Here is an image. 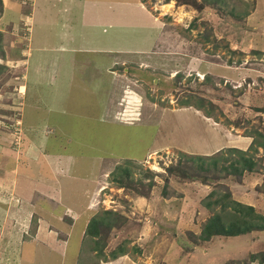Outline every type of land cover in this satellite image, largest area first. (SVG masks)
<instances>
[{
  "label": "rangeland",
  "instance_id": "rangeland-1",
  "mask_svg": "<svg viewBox=\"0 0 264 264\" xmlns=\"http://www.w3.org/2000/svg\"><path fill=\"white\" fill-rule=\"evenodd\" d=\"M261 136L264 0H0V264H184L226 190L264 216ZM211 240L191 262L264 261Z\"/></svg>",
  "mask_w": 264,
  "mask_h": 264
},
{
  "label": "trees",
  "instance_id": "trees-1",
  "mask_svg": "<svg viewBox=\"0 0 264 264\" xmlns=\"http://www.w3.org/2000/svg\"><path fill=\"white\" fill-rule=\"evenodd\" d=\"M261 147L264 150V138L261 136ZM170 143L164 142L161 146H168ZM160 146V147H161ZM200 158V157H199ZM240 160V163H239ZM199 164L203 163V159L200 158ZM228 162V160H227ZM209 163L211 168L216 169L217 161L210 157ZM221 168V171H225L227 175H234L235 177L239 178L242 177L244 172H251L253 168V163L251 160L247 158L240 157L237 160H233L228 162V164ZM116 170H119L123 176H127L128 172L125 169L117 167ZM199 171L202 173L209 172L210 170L206 167L199 166ZM171 172V171H169ZM182 178H200L199 175H191L188 176L186 172H182L180 174ZM128 177L112 178L111 182L114 183L116 186L122 188H126V184L124 179L127 180ZM151 178V177H150ZM130 186V184L128 183ZM153 185L152 182L148 183V187L150 188ZM209 196H213L214 193L210 192ZM217 207V210L204 222L201 227V231L198 235L194 238V243L197 241L198 243L209 241L212 237H236L239 235H244L250 232H257L264 230V216L256 214L254 209L251 206L242 204L240 202L234 201L230 199L229 192H224L218 198L214 199L210 204L205 205V208L209 207ZM111 212H105V215H110ZM101 225L100 221H96L94 219H90L89 223L87 224L84 234L88 238H92V236H98L97 234V226ZM110 224L108 228H110ZM97 234V235H96ZM261 255V254H259ZM247 261L248 263L254 262L258 260V254L252 253L248 254ZM258 264L263 263L262 259L256 261ZM238 264V262H237Z\"/></svg>",
  "mask_w": 264,
  "mask_h": 264
},
{
  "label": "crops",
  "instance_id": "crops-1",
  "mask_svg": "<svg viewBox=\"0 0 264 264\" xmlns=\"http://www.w3.org/2000/svg\"><path fill=\"white\" fill-rule=\"evenodd\" d=\"M21 91V90H20ZM184 108H182V109H180V110H178V111H174V112H172L170 115H177V113H183L184 115H186L185 113H184ZM203 119V118H202ZM203 122L204 123H207V121H206V119H203ZM203 122H202V125H203ZM210 129V128H209ZM214 130H216L215 128H213ZM213 129L210 131V133H211V136H213V134H212V132H213ZM210 136V137H211ZM215 139V138H214ZM171 145V144H170ZM164 147H166V146H161V147H159L158 149H154L155 151L154 152H156V151H160L162 148H164ZM217 148H220V147H217ZM190 149H193V148H190ZM186 151V150H185ZM194 152L196 151V150H193ZM209 151V150H208ZM189 152H192V151H189ZM212 242V240L210 239L209 241H206V242H201V243H197V244H193V245H191V246H189V248H187L186 249V251H182V252H178L176 255H180L181 257H177V256H175V259L174 258H172V260L173 261H181V259H184V260H182V263L184 262V264H197L196 262H191L192 261V259H193V257H194V255H201V257H204L205 255H206V252H207V248H208V246H209V244ZM166 256V255H165ZM234 261V260H233ZM223 262L225 263V264H227V261H224L223 260ZM113 264L114 263H116V262H112ZM125 263V261L123 262V261H121V262H118V264H124ZM165 264H169V262H166ZM231 264H235V263H231ZM248 264H258L257 262H250V263H248ZM261 264H264V262L263 263H261Z\"/></svg>",
  "mask_w": 264,
  "mask_h": 264
},
{
  "label": "clouds",
  "instance_id": "clouds-1",
  "mask_svg": "<svg viewBox=\"0 0 264 264\" xmlns=\"http://www.w3.org/2000/svg\"><path fill=\"white\" fill-rule=\"evenodd\" d=\"M159 152V151H158Z\"/></svg>",
  "mask_w": 264,
  "mask_h": 264
}]
</instances>
